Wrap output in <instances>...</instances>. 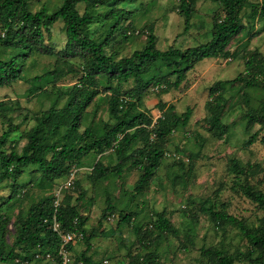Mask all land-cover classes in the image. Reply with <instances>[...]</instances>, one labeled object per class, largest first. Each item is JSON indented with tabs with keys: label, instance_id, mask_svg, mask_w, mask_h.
I'll return each instance as SVG.
<instances>
[{
	"label": "rangeland",
	"instance_id": "1",
	"mask_svg": "<svg viewBox=\"0 0 264 264\" xmlns=\"http://www.w3.org/2000/svg\"><path fill=\"white\" fill-rule=\"evenodd\" d=\"M250 1L259 3L261 0ZM61 2L30 0V9L37 11L44 5L52 11ZM178 4L179 0H86L76 7L79 13L87 7L99 17L87 27L89 37L97 43L107 39L105 52L125 57L143 45L150 27L161 50L169 46L185 49L210 40L214 18L223 15L221 4L194 0L186 31ZM110 8L123 9L130 15L120 20L100 16ZM249 12V6L241 10L243 29L230 38L226 57L198 61L178 88L161 85L157 89L151 83L145 89L140 109L149 112L153 120L169 104L177 114L190 108L191 115L185 126L168 135L160 165L142 192L134 190L139 169L130 162L123 164L119 174L115 172L104 179H92L90 172L97 160L109 167L118 163L111 148L101 153L89 152L82 157L80 165H72L66 175L51 183L42 178L36 166L29 165L14 180L0 177V215L8 218L5 248L13 245L14 223L25 216L31 204L51 195L60 202L68 195L70 203L76 205L80 215L86 218V238L71 244L69 249L72 264L82 252L91 264H128L148 251L156 255L154 264H211L201 255V250L213 246L232 254L236 264H258L246 256V239L235 227L216 225L202 209L203 202L209 200L216 210L223 209L245 219L249 225H257L264 214L241 192L242 183L248 182L264 193V142L261 140L264 123L249 124L245 117L248 111L264 105V17L250 18ZM113 25L116 30L112 31ZM65 39L63 23L57 20L50 28V34L45 33L44 40L54 52H35L27 56L22 62V80L0 87V136L17 128L9 132L2 145L6 151H20L36 117L50 106L60 110L67 102V97L61 96L63 90L79 82L83 59L62 57L57 53L64 47ZM12 51H4L3 56L8 57ZM249 54H256L255 63H262L256 74V86L232 81L239 73L246 79L251 77L252 68L246 66ZM33 77L38 79L33 80ZM173 78L169 76L168 80ZM218 80L222 82L220 90L210 93V86ZM132 85V79L118 84L100 78L98 94L84 109L80 131L90 128L101 136L104 124L113 121L108 114L111 89L116 88L121 98H127L126 92ZM217 95L220 97L217 102L222 107L220 122L227 126V132L220 135L208 131L209 102ZM161 105H164L162 109ZM9 125L13 127L9 129ZM253 133H257L255 141L246 146L245 141ZM233 158L253 170L246 175L235 174L229 168ZM68 182L70 185L66 187ZM108 205L112 210L105 211V217H102ZM159 212H163L178 229V235L149 232L150 224ZM120 213H128L130 221L119 223ZM15 262L0 260V264ZM45 263L46 260L18 262Z\"/></svg>",
	"mask_w": 264,
	"mask_h": 264
},
{
	"label": "trees",
	"instance_id": "2",
	"mask_svg": "<svg viewBox=\"0 0 264 264\" xmlns=\"http://www.w3.org/2000/svg\"><path fill=\"white\" fill-rule=\"evenodd\" d=\"M86 0H62L59 6L50 11L42 6L37 11L30 9V0H0V87L8 86L22 80V62L35 52L53 53V49L44 43L45 33L50 34V28L61 20L65 32V45L57 51L62 57H80L83 59V73L77 84L63 90L61 96L67 97L66 104L56 111L50 106L35 119L32 130L26 134V142L20 151H6L4 144L10 131L0 136V177L16 179L23 169L29 165L36 166L42 178L51 183L66 175L72 165H80L82 157L89 152H103L111 148L118 159L114 166L103 165L97 160L90 172L93 180L107 178L112 173H120L123 164L130 162L139 169V176L134 184L136 192H142L154 172L160 165L164 153V143L168 135L188 122L191 109L177 114L172 105H167L159 117L153 120L149 112L140 109L145 89L154 83L158 89L178 88L186 78V74L194 64L204 58L226 57V49L230 38L243 29L241 10L249 6L250 18L256 15L264 17V0L253 3L250 0H212L222 6L223 15L214 18L211 27L210 40L198 45L181 49L169 46L165 50L157 47V36L152 27L146 35V41L139 49L129 56L116 57L114 52L104 50L107 39L97 43L88 35L87 27L99 18L87 7L83 13L77 10L79 2ZM116 1V0H114ZM132 2L133 0H118ZM194 0H179L178 11L184 17V31L189 27ZM130 15L123 9H108L100 13L105 19L117 20ZM111 30H116L113 25ZM6 50H13L8 57L3 56ZM256 54H249L246 60L247 68L253 71L249 79L239 73L232 81H243L246 86H256V74L262 63H255ZM261 60H263L261 58ZM173 76L169 81L168 77ZM108 82L120 84L133 80L132 87L127 90V98H121L119 91L112 88L108 103V114L112 122H106L101 136L90 128L80 131V122L84 109L98 94L100 78ZM255 77V78H254ZM38 77H33V80ZM221 81L213 83L209 90L214 93L220 90ZM164 88V87H163ZM215 99L209 102L211 118L208 121V131L213 134L227 132V126L220 122L221 105ZM164 105H161L162 109ZM247 123H264V105L259 109L248 111L245 115ZM15 127V126H14ZM218 131L219 133H216ZM257 137L253 133L245 145L252 144ZM264 142V137L261 139ZM229 168L235 174L246 175L253 168L243 166L237 159H231ZM242 194L255 203L264 213V193L253 188L248 182L241 185ZM54 197L47 196L31 204L24 217H19L14 223L15 240L8 249L5 248V227L8 218L0 215V260L4 262H28L31 260H46L51 264H60L57 250L60 244L58 235L52 229V220L59 223L64 231H80L85 237L86 218L80 215L76 205L70 203L66 195L59 205L53 206ZM202 209L214 220L215 224L235 227L246 239L247 257L253 263L261 264L264 260V214L257 225H249L245 219L226 213L223 209L216 210L209 200H205ZM112 210L108 205L102 213ZM128 213H120L119 223L130 221ZM178 235V229L166 218L163 212L156 213L151 222L149 232ZM88 239V238H87ZM144 242V241H143ZM142 242V243H143ZM150 243L149 240L147 242ZM71 244L67 246L70 249ZM50 253L51 258H46ZM201 255L211 264H236L235 257L218 247H208L201 250ZM77 259V260H76ZM74 259L75 264H91L89 257L82 252ZM157 258L152 252L138 255L135 261L128 264H154ZM73 263V262H72Z\"/></svg>",
	"mask_w": 264,
	"mask_h": 264
},
{
	"label": "built area",
	"instance_id": "3",
	"mask_svg": "<svg viewBox=\"0 0 264 264\" xmlns=\"http://www.w3.org/2000/svg\"><path fill=\"white\" fill-rule=\"evenodd\" d=\"M70 185V182L66 184V187ZM59 199L54 198L53 200V206L56 208L59 205ZM52 229L54 232L58 235L60 239V244L57 250V255L60 260V264H72V259L70 257V251L67 248L69 244H73L78 240H81L83 238V234L80 231H64L60 228L59 223L55 220V217H53L52 220ZM46 258H51L50 253L46 254Z\"/></svg>",
	"mask_w": 264,
	"mask_h": 264
}]
</instances>
